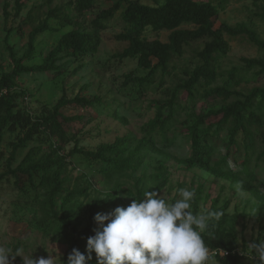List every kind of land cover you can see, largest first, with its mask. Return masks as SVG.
I'll use <instances>...</instances> for the list:
<instances>
[{
	"label": "trees",
	"instance_id": "obj_1",
	"mask_svg": "<svg viewBox=\"0 0 264 264\" xmlns=\"http://www.w3.org/2000/svg\"><path fill=\"white\" fill-rule=\"evenodd\" d=\"M96 1L70 0L63 6L49 9L45 18L29 31L27 46L22 55L17 56L10 46L6 47L10 68L0 70V146L5 134L15 135V140L9 142L7 168L5 172L0 173V181L9 176L13 178L14 185L22 191L34 192L36 187L47 190L53 226H56L58 232L63 233L67 240L62 264H66L73 248L87 254V238L94 235V230L99 227L94 221V216L101 213V208L110 198H116L121 190L131 198L129 203L135 198H142L145 190L144 179L153 182L149 191L160 192L168 184L164 161L171 157L186 170L199 168L229 182L247 192L264 207V181L258 182L255 173V169L264 162V84L252 86L245 92L232 88L233 85L240 88L243 83L259 81L264 76V57L243 58V71H230L229 82L223 86L211 87L206 92V96H215L220 100L218 108L196 113L194 105L199 88L208 87L215 81V63L229 51L230 45L225 34H245L261 50H264V41L259 40L256 34L244 25L231 27L222 22L215 27V19L220 11L225 10L229 0H216V3L214 0H163L153 5L139 0H101L110 5L100 9L96 8ZM15 2V14L18 15L23 5L18 0ZM252 3L259 7L257 14L264 22V0H252ZM94 10L95 15L85 25L86 14ZM116 14L122 21V30L113 38L127 43V46L112 58L120 63L124 60L134 61L136 68L142 70L141 74L132 70L122 74L118 89L121 88L119 90L124 97L129 98L130 103L145 100L150 94L159 92L162 98L153 99L155 113L141 126V138L123 135L92 148L80 146L77 134L68 131L65 125L74 120L81 122L85 116H68L62 109L69 106L93 108L97 114H104L126 124L125 115L120 113L122 104L118 95L113 93L108 99L97 94L86 95L79 92L68 98L63 92L54 105L44 104L39 112L31 113L20 105L30 94L21 86L19 79L28 74L40 73L50 74L51 80H54L68 72L71 65L83 64L88 56L97 52L101 32L108 28V22ZM80 17L83 18L82 21ZM65 27L70 29L62 30ZM148 31H165L169 34L166 41H161L148 38ZM45 32L55 33L57 37L55 44L46 54L37 49L36 43L37 37ZM9 34L8 31L5 41ZM195 44L201 45V48L194 51L198 63L191 71H184L183 78L176 77L175 70L179 58L186 47ZM36 58H40V61L35 62ZM167 78H175L173 87H165ZM182 94L186 98V107L181 105ZM181 111L186 112L185 119L181 121V134L188 139L190 152L186 158L177 159L166 153L165 149L175 142L176 134L172 128ZM212 117L217 120L211 121ZM91 120V117H88L86 122ZM36 134L48 136V152L35 157L39 154L40 147L32 148L14 168H11L18 150L24 148L26 142ZM220 138L222 151H218L215 141L212 140ZM71 141L74 146L68 155L78 157L91 166H97L96 172L105 178L117 172L124 174L129 170L138 171L152 155H159L161 158L156 162L154 160V165L150 163V171L135 180L134 190L114 182L112 192H108L105 199L97 198L90 203L88 222L80 227L72 221L67 204L74 194L86 195L87 189L69 188L71 179L66 172L67 156L61 152L63 145ZM231 162L234 166L230 165ZM20 175L26 177L21 185ZM179 189L181 186H178L171 201L178 198ZM191 190L195 191L192 211L198 213L203 187L199 184ZM58 199H61V212L56 209ZM207 211L222 213L223 210L216 208L212 202ZM224 222L221 218L210 224L209 234L205 235L207 246L210 250L222 249L228 252L226 256H215L219 264H247L242 253L240 255L236 252L239 243L234 226H224ZM92 257L89 264H97L94 252ZM252 264H259L258 259H253Z\"/></svg>",
	"mask_w": 264,
	"mask_h": 264
},
{
	"label": "rangeland",
	"instance_id": "obj_2",
	"mask_svg": "<svg viewBox=\"0 0 264 264\" xmlns=\"http://www.w3.org/2000/svg\"><path fill=\"white\" fill-rule=\"evenodd\" d=\"M22 3V10L16 15L15 0H0V70L10 68V58L7 46H10L20 56L24 53L27 46V38L31 28L40 23L49 9L57 6H63L70 0H18ZM142 3L153 5L163 0H139ZM96 8H104L110 4L101 0L96 1ZM216 3V0H214ZM97 10V9H96ZM96 10L88 12L85 16L84 24L92 19ZM6 11V13H5ZM30 15L28 16V14ZM259 7L252 3V0H229L225 5V10L220 11L214 21L215 27L222 22L231 27L244 25L252 30L259 40L264 41V22L258 16ZM82 21L83 18L80 17ZM52 25H55L51 22ZM70 27L62 28L69 30ZM122 30V21L118 14L108 22V28L101 32V41L97 52L88 56L80 66L73 64L69 67L68 72L58 78L51 80L50 74H28L19 79L21 86L29 91V96L20 102L21 107L26 108L29 112H39L42 105H54L61 97L63 92L68 98L81 92L86 95L97 94L104 98H110L113 93L118 95L119 102L122 104L121 115H125L127 123L97 114L93 108H77L69 106L62 109L65 115L81 114L85 117L82 121H70L65 126L68 131L74 132L79 138V145L84 147H95L103 142H111L116 137L131 135L135 138H141V126L154 116L153 99L162 98V94H150L147 99L130 103L128 97H124L118 89L122 74L128 71L142 73L141 69L136 68L134 61L124 60L117 62L112 56L121 52L127 43L117 41L113 36ZM9 31V37L5 41V36ZM168 32L161 31L154 33L147 32L148 38H157L166 41ZM229 42L228 53L215 63L216 79L208 87H200L199 95L194 101L195 112H207L210 109L218 108L220 100L215 96H206V92L214 86H223L229 82L230 71H243L245 69L243 58L264 57V50L259 49L252 43L245 34L230 36L225 34ZM56 34L45 32L40 34L37 39V49L46 54L56 42ZM201 48L200 44L186 47L184 53L179 58L176 66V77L183 78L184 71H191L198 60L195 50ZM36 58L35 62H39ZM251 71L248 72L250 76ZM175 78H167L165 87H173ZM264 76L259 81L253 83H243L240 88L235 85L232 88L245 92L252 86L263 85ZM82 87H84L82 89ZM112 92H109V90ZM126 95V94H125ZM185 95H181V105H186ZM155 101V100H154ZM187 106V105H186ZM185 106V107H186ZM91 117V121L86 119ZM186 117V112H180L177 122L172 130L176 134L174 144L165 149L166 153L177 159L186 158L190 152L188 139L181 134L183 126L181 121ZM217 119L212 117L211 121ZM171 135V132L169 133ZM48 136L46 134H36L26 142L24 148L19 149L16 154V160L12 163L14 168L25 156V154L36 147H40L41 155L48 152ZM15 140V135L5 134L2 145L0 146V173L6 171V158L9 154V142ZM216 143L218 151L223 150L222 138L212 139ZM74 146L71 141L63 145L62 153L66 154L67 175L70 176L69 188L87 189L86 195L74 194L67 206L72 214V221L80 227L87 224L89 219V206L95 199H105L106 194L111 191L114 182L124 188L133 189L135 180L141 177L146 171H150V163L155 164L160 160L159 155L149 157L144 165L138 171L125 172L124 174L115 173L109 178H105L96 172L97 166H91L78 157L68 155L69 150ZM60 152V153H61ZM155 160V162H154ZM241 160V159H240ZM167 168L168 184L160 191L159 194H165L166 198L171 201L174 197L178 186L181 188L197 187L199 184L203 187L202 198L199 203V212L208 210L211 203L214 202L216 208H221L222 220L224 226L233 225L239 243V250L244 256L247 264H252V252L247 250L250 243H259L264 240V207L259 205L247 192L234 187L229 182L217 178L199 168L186 170L172 157L165 160ZM234 166L233 163H230ZM258 182L264 181V162L255 169ZM20 185L25 182L26 177L20 175ZM144 188L151 186L153 182L144 179ZM27 189V188H26ZM150 189V188H149ZM64 194V193H63ZM62 194V195H63ZM179 198V196H178ZM109 199V198H108ZM130 197L126 196L124 191H120L116 198H110L108 203L101 208V213H107L116 207H127L130 205ZM61 199L56 202V209L60 211ZM52 214L48 202V192L46 189L36 187L34 192L20 190L14 185L13 178H3L0 181V243L13 248L22 247V256L27 259L31 254L34 260L40 257L48 258L50 253L56 256L57 264H62L63 255L67 248L66 237L59 233L57 227L53 226ZM220 218V219H221ZM50 252V253H49ZM22 256H16L11 264H24ZM11 259V258H10ZM60 259V260H59ZM215 259V257H214ZM217 262V261H216ZM217 264H219L217 262Z\"/></svg>",
	"mask_w": 264,
	"mask_h": 264
},
{
	"label": "clouds",
	"instance_id": "obj_3",
	"mask_svg": "<svg viewBox=\"0 0 264 264\" xmlns=\"http://www.w3.org/2000/svg\"><path fill=\"white\" fill-rule=\"evenodd\" d=\"M149 188L126 208L118 206L107 213H96L94 221L99 227L87 238V254L73 248L66 264H89L93 252L97 264H217L205 235L222 213H194V190L181 188L179 198L169 201L164 193ZM247 250L258 258L259 264H264V240L250 243ZM22 252V247L0 243V264H11ZM23 260L24 264H57L51 253L48 258L34 260L31 254Z\"/></svg>",
	"mask_w": 264,
	"mask_h": 264
},
{
	"label": "built area",
	"instance_id": "obj_4",
	"mask_svg": "<svg viewBox=\"0 0 264 264\" xmlns=\"http://www.w3.org/2000/svg\"><path fill=\"white\" fill-rule=\"evenodd\" d=\"M210 252L213 255V257H215L216 255H219V256H226V255H228V252L227 251H224L222 249H214V250H210ZM236 252L241 255V252H240L239 249H237Z\"/></svg>",
	"mask_w": 264,
	"mask_h": 264
}]
</instances>
